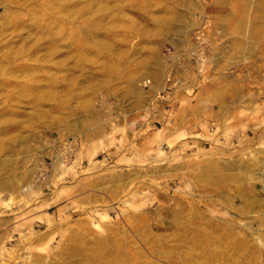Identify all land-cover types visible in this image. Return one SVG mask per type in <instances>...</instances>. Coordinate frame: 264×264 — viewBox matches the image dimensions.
<instances>
[{
    "label": "rangeland",
    "instance_id": "obj_1",
    "mask_svg": "<svg viewBox=\"0 0 264 264\" xmlns=\"http://www.w3.org/2000/svg\"><path fill=\"white\" fill-rule=\"evenodd\" d=\"M193 99L224 148L183 150ZM239 134L264 137V0H0V264H264Z\"/></svg>",
    "mask_w": 264,
    "mask_h": 264
},
{
    "label": "crops",
    "instance_id": "obj_2",
    "mask_svg": "<svg viewBox=\"0 0 264 264\" xmlns=\"http://www.w3.org/2000/svg\"><path fill=\"white\" fill-rule=\"evenodd\" d=\"M211 92L208 90H202L195 94L193 98L202 99L205 97H210ZM185 97H188L187 95H181V99H184ZM192 99V98H191ZM201 100H192V111L188 113L186 117H183L178 123L176 124V128L181 131V133H189L190 136L194 137L195 139H192L191 141L184 142L183 139L185 137H182V147L183 150L187 148H191L192 152H194L196 149H200L202 145H204V138L202 135V130L205 125L207 127L211 128L209 133V138L211 140H207V142H210V147L213 151L217 150L216 147H222L224 148L225 145H227L226 137H223V135H215L216 131L218 129H225L226 126V108H218L215 110V108H212V111H206V114L204 115V108H202L199 105V102ZM197 106L198 108H196ZM196 108V109H195ZM204 111V112H203ZM208 114V115H207ZM212 131V132H211ZM240 135V134H239ZM263 134L258 135V137L254 134L252 136H245L240 135L239 138H235L233 141V144L238 147V150L242 151V155L244 156V151L247 148H250L251 150H258V149H264V137H262ZM263 146V147H261ZM182 150V151H183ZM188 151V149H187ZM197 152V150H196ZM255 152V151H254ZM242 162H245L244 159L239 158V161L236 163L237 166L242 167ZM217 165L222 164V166L225 168L226 166H230V162L222 161L220 162L215 161ZM220 163V164H218ZM221 166V165H220ZM263 169L259 170L257 172L258 175H263ZM264 185V183L262 182Z\"/></svg>",
    "mask_w": 264,
    "mask_h": 264
}]
</instances>
